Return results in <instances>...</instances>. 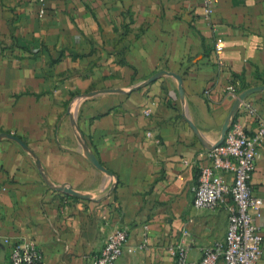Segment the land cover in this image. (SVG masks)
Masks as SVG:
<instances>
[{
  "label": "crops",
  "instance_id": "crops-1",
  "mask_svg": "<svg viewBox=\"0 0 264 264\" xmlns=\"http://www.w3.org/2000/svg\"><path fill=\"white\" fill-rule=\"evenodd\" d=\"M204 2L0 0V264L5 238L34 240L44 264H91L118 227L117 264H176L181 241L198 261L224 239L225 208L197 209L191 189L236 102L226 87L264 116V0H212L210 22ZM251 183L264 237V147Z\"/></svg>",
  "mask_w": 264,
  "mask_h": 264
},
{
  "label": "built area",
  "instance_id": "built-area-1",
  "mask_svg": "<svg viewBox=\"0 0 264 264\" xmlns=\"http://www.w3.org/2000/svg\"><path fill=\"white\" fill-rule=\"evenodd\" d=\"M212 16V0H205L204 18L210 22ZM215 43L216 52H222L223 40L217 38ZM225 94L231 100L239 99L236 85H228ZM151 114V110L145 111L146 116ZM242 115L253 119L254 131L248 130L240 121ZM147 136L153 138L151 132ZM263 147L264 116L250 101L244 100L224 142L206 152L207 165L200 169L191 189L197 209L225 208L228 214L226 235L223 240L203 249L198 261L189 259L185 241L168 245L167 252L176 264H264V237L261 233L263 200L254 194L251 183ZM128 238V229L116 228L106 237L103 250L93 258L91 264H117L127 249ZM147 241L145 233L142 248L147 247ZM4 242L10 247V264H44L34 240L19 237L5 238Z\"/></svg>",
  "mask_w": 264,
  "mask_h": 264
},
{
  "label": "water",
  "instance_id": "water-1",
  "mask_svg": "<svg viewBox=\"0 0 264 264\" xmlns=\"http://www.w3.org/2000/svg\"><path fill=\"white\" fill-rule=\"evenodd\" d=\"M245 99H246V97H245L244 95H241V96L239 97V99L235 102L234 107H233V109H232L230 115L228 116V119H227V121H226V123H225V125H224V127H223L221 141H220L217 145H215V146H219V145H221V144L224 142L225 137H226V133H227L228 130H229L230 124H231L232 120L236 117V115H237V113H238L240 103H241L242 101H244ZM4 136L11 137V138L14 139L15 141L21 143V141H20L17 137L11 136V135H9V134H5ZM21 144H22V143H21ZM97 165H98L99 167H101L100 164L97 163ZM39 167H40V166H39ZM41 171H42V173H43V175H44V178H45V181H46L47 185H48L50 188H52V189H54V190H56V191H58V192H63V193H65V194L69 195V196H74V197H79V198H88L87 196L82 195L80 192H78V191H76V190H73V189H70V188H67V187H64V186H58V185L52 183V182L48 179V177H47V175L44 173V171H43V170H41Z\"/></svg>",
  "mask_w": 264,
  "mask_h": 264
}]
</instances>
